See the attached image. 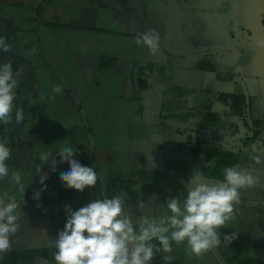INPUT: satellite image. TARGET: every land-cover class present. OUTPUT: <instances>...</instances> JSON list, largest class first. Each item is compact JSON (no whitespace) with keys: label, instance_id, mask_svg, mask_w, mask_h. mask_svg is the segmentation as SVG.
<instances>
[{"label":"crops","instance_id":"obj_1","mask_svg":"<svg viewBox=\"0 0 264 264\" xmlns=\"http://www.w3.org/2000/svg\"><path fill=\"white\" fill-rule=\"evenodd\" d=\"M178 2L192 13L191 25L176 32L165 0H0V36L12 48L0 50V64L20 63L13 120L0 123V141L10 150L0 196L20 198L13 172L27 185L19 231L0 252V264L13 253L55 264L46 241L63 229L65 205L76 210L121 195L134 218H159L167 198L183 197L194 169L207 182L222 181L224 171L204 172L192 149L208 134L215 142L238 139L203 126L207 114L236 125L240 136L242 127L251 135L247 126L258 122L264 139V47L257 46L264 41V0ZM152 28L160 36L155 54L137 43ZM232 99L242 100L237 114ZM16 109L31 111L15 130ZM66 145L96 171L94 188L78 192L60 182L68 164L59 163L57 152ZM255 147L264 157V147ZM44 153L51 155L41 165L47 175L41 191L34 166ZM248 169L260 183L241 190L234 218L221 229L237 238L228 246L221 238L202 257L173 243L171 264H264V165L251 162ZM163 255L157 252L151 264H164Z\"/></svg>","mask_w":264,"mask_h":264},{"label":"clouds","instance_id":"obj_2","mask_svg":"<svg viewBox=\"0 0 264 264\" xmlns=\"http://www.w3.org/2000/svg\"><path fill=\"white\" fill-rule=\"evenodd\" d=\"M137 43L146 46L155 54L160 47V36L155 28L149 29L137 38ZM264 47V41L257 42ZM0 50L10 52V43L0 36ZM17 79L11 62L0 64V123L9 124L13 120L15 99L14 89ZM57 94L61 88L56 86ZM23 120V111L15 110V121ZM51 153H44L41 164L34 166V175L39 177L41 191L46 190V174H41V165L49 160ZM59 163H67L68 170L59 175L66 187L83 192L97 184V173L93 167L82 165L76 159V151L71 145L58 150ZM10 150L0 141V180L9 175L6 163ZM254 165H264V157L253 154ZM57 161L53 160L54 172ZM13 182L18 185L20 198L0 196V252L11 247L10 237L19 231L23 196L27 185L21 182V174L13 172ZM260 183V177L253 176L247 166L224 169L223 180L210 183L204 179L200 169H194L184 184L183 197L166 199V212L159 218L147 215L134 218L125 209L126 199L121 195L111 198L93 199L84 206L73 210L65 205L66 222L56 236L46 241V246L55 248V264H151L157 252H163L164 264H171L173 243H186L190 255L202 257L205 253L221 245H230L236 233L222 234L221 229L234 218L236 206L240 204L241 190ZM40 193L33 192L32 198L39 200ZM47 236V234L45 233Z\"/></svg>","mask_w":264,"mask_h":264},{"label":"trees","instance_id":"obj_3","mask_svg":"<svg viewBox=\"0 0 264 264\" xmlns=\"http://www.w3.org/2000/svg\"><path fill=\"white\" fill-rule=\"evenodd\" d=\"M262 27L264 30V14L262 16ZM13 73L17 74L20 69V63L17 60L12 62ZM242 100L232 99L231 107L234 113H239L238 105ZM244 126H247V122L243 123ZM253 124V125H252ZM252 126H247L249 131H251V136L245 138H240V133L236 125L232 123L224 122L222 119L216 117L213 114H207L206 118L203 120V126L208 125V128H219L221 130L230 131L232 138H237L241 143V146L232 149L226 150L215 142H209L204 138H201L195 143V148L192 149V155L194 160L198 161L202 166V170L207 172L210 168L223 170L228 167L236 166H250L251 159L250 157L253 154L252 150L248 148L251 145L264 147V139H260V124L258 122H252ZM259 142V144H258ZM261 142V143H260ZM33 259L30 256H22L20 254H10L6 257L3 264H32Z\"/></svg>","mask_w":264,"mask_h":264},{"label":"water","instance_id":"obj_4","mask_svg":"<svg viewBox=\"0 0 264 264\" xmlns=\"http://www.w3.org/2000/svg\"><path fill=\"white\" fill-rule=\"evenodd\" d=\"M165 9L168 22L173 26L176 32H179L181 30V27L183 25H186V23H189V25H191V18L189 16V13L181 10V6L177 2V0H165ZM28 111L30 112L31 110H23V114ZM14 128L15 130L17 129V122L15 120Z\"/></svg>","mask_w":264,"mask_h":264},{"label":"rangeland","instance_id":"obj_5","mask_svg":"<svg viewBox=\"0 0 264 264\" xmlns=\"http://www.w3.org/2000/svg\"><path fill=\"white\" fill-rule=\"evenodd\" d=\"M177 1H180V0H177ZM245 2H248V0H244ZM261 134V133H260ZM247 135L248 136H251L250 134H248V133H246L245 132V129H243V127H242V130H241V136H240V138H245V137H247ZM229 138V137H228ZM223 139H225V138H222V141H218V142H215L214 140L215 139H213L212 138V135H207V139L206 140H210L209 142H215L216 144H218V145H220L222 148H224V149H226V150H232V149H236V148H238V147H240L241 146V143L239 142V140H236V141H234V140H232V142H227V141H224ZM260 139H262V136L260 135ZM230 140V139H229ZM261 143V142H260ZM260 145V144H259ZM258 145V146H259ZM248 148H250V149H252V151H257L258 152V154H259V151L261 150V149H257L256 147H255V145H251V146H249Z\"/></svg>","mask_w":264,"mask_h":264},{"label":"flooded vegetation","instance_id":"obj_6","mask_svg":"<svg viewBox=\"0 0 264 264\" xmlns=\"http://www.w3.org/2000/svg\"><path fill=\"white\" fill-rule=\"evenodd\" d=\"M178 2V1H177ZM179 4H180V6H181V10L182 11H185V12H187V13H192V10H188V6H184V5H182L180 2H178Z\"/></svg>","mask_w":264,"mask_h":264}]
</instances>
